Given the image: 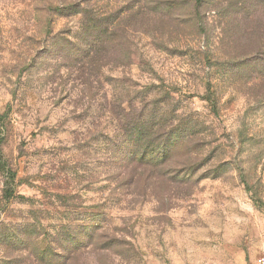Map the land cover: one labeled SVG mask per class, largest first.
Masks as SVG:
<instances>
[{"label":"rangeland","instance_id":"374dc122","mask_svg":"<svg viewBox=\"0 0 264 264\" xmlns=\"http://www.w3.org/2000/svg\"><path fill=\"white\" fill-rule=\"evenodd\" d=\"M263 252L264 0H0V264Z\"/></svg>","mask_w":264,"mask_h":264},{"label":"trees","instance_id":"16d2710c","mask_svg":"<svg viewBox=\"0 0 264 264\" xmlns=\"http://www.w3.org/2000/svg\"><path fill=\"white\" fill-rule=\"evenodd\" d=\"M198 1V0H197ZM200 2H198L197 4H199ZM56 11L59 14H63L65 17H71V16H76L78 14H81L84 16L85 20H86V26H85V32L86 34L89 35L90 38H95L97 42L102 41L108 34L109 32V28L107 27L106 29L103 27L104 26V20L99 18V17H93V12L88 10V9H83L81 7V3H77V4H69V5H60L59 7L56 8ZM104 29V31L101 33L99 31H102ZM94 31H97L96 35L93 34ZM93 38V39H94ZM207 99L206 101L209 103L210 108L212 109V111L216 114L219 113V107H218V99L216 96V92H212L209 91L207 93ZM131 110L133 112H131L129 115H127V117L124 118V122L122 124V129L124 131L130 132L131 129L133 128H137V130L141 133L143 138H148L149 134H154V129L149 130V128H145L144 126L141 127H136L138 126L139 123H141L143 121L144 118V113L141 114H136L135 111V106L132 105ZM151 120L155 121L157 118V115L152 114V116L150 117ZM136 130V129H133ZM144 140V139H143ZM7 201H11L15 198H17L13 192H7L6 196H5ZM18 198H23L21 196H19Z\"/></svg>","mask_w":264,"mask_h":264},{"label":"built area","instance_id":"2783aa9c","mask_svg":"<svg viewBox=\"0 0 264 264\" xmlns=\"http://www.w3.org/2000/svg\"><path fill=\"white\" fill-rule=\"evenodd\" d=\"M256 264H264V252L257 259Z\"/></svg>","mask_w":264,"mask_h":264}]
</instances>
